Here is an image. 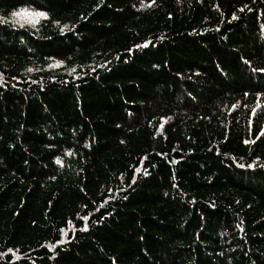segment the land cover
<instances>
[{
  "label": "trees",
  "instance_id": "1",
  "mask_svg": "<svg viewBox=\"0 0 264 264\" xmlns=\"http://www.w3.org/2000/svg\"><path fill=\"white\" fill-rule=\"evenodd\" d=\"M0 20V264H264V0Z\"/></svg>",
  "mask_w": 264,
  "mask_h": 264
},
{
  "label": "rangeland",
  "instance_id": "2",
  "mask_svg": "<svg viewBox=\"0 0 264 264\" xmlns=\"http://www.w3.org/2000/svg\"><path fill=\"white\" fill-rule=\"evenodd\" d=\"M25 15H21L19 17H13L14 21L21 25H34L38 21V16L33 13H29ZM67 234V232L65 233ZM66 239V235L64 237Z\"/></svg>",
  "mask_w": 264,
  "mask_h": 264
},
{
  "label": "snow or ice",
  "instance_id": "3",
  "mask_svg": "<svg viewBox=\"0 0 264 264\" xmlns=\"http://www.w3.org/2000/svg\"><path fill=\"white\" fill-rule=\"evenodd\" d=\"M243 10V9H241ZM25 14H28L27 13V10H21L20 12H13L12 15L14 17H19L21 15H25ZM34 15L38 16V17H42V18H47V14L46 13H42V12H37V13H34ZM0 22H3L2 20H0ZM66 27V26H65ZM260 71H264V69H261ZM243 167V166H241ZM84 219H87V217H83Z\"/></svg>",
  "mask_w": 264,
  "mask_h": 264
}]
</instances>
